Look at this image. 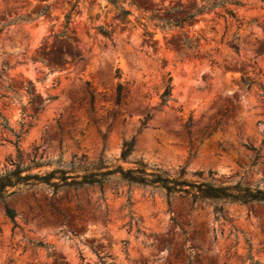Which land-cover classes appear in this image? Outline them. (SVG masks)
I'll return each mask as SVG.
<instances>
[{
  "label": "rangeland",
  "instance_id": "1",
  "mask_svg": "<svg viewBox=\"0 0 264 264\" xmlns=\"http://www.w3.org/2000/svg\"><path fill=\"white\" fill-rule=\"evenodd\" d=\"M75 1L0 0V93L15 96L0 97V113L15 131L30 124L20 157L0 126V172L34 158L50 164L31 173L81 157L142 160L171 175L184 168L189 180L264 188V0H80L65 29ZM209 3L218 5L200 11ZM153 18L183 26L163 30ZM63 30L69 40L56 38ZM30 83L43 110L28 103ZM7 204L20 227L0 202V264H250L249 245L264 264V203L225 202L218 219L211 201L168 203L162 190L113 179L57 193L38 185Z\"/></svg>",
  "mask_w": 264,
  "mask_h": 264
},
{
  "label": "trees",
  "instance_id": "2",
  "mask_svg": "<svg viewBox=\"0 0 264 264\" xmlns=\"http://www.w3.org/2000/svg\"><path fill=\"white\" fill-rule=\"evenodd\" d=\"M80 0H76L70 10L66 14L65 29L68 28L70 24L74 10L77 8ZM112 1V0H111ZM217 3H209L203 6L200 11L214 9L217 7ZM125 16L129 14V11L120 7ZM196 14H191V18ZM163 24H156L160 26L163 30L171 29L173 26L182 27V24H175L168 20L162 18H153ZM100 32L108 37L109 32L103 27H99ZM147 36H152V33L146 32ZM56 38L69 40L66 36V30H63L60 34L56 35ZM64 54L57 57L58 61L65 59ZM7 65V63H6ZM4 67L3 69H5ZM242 82L248 88L251 86V81L248 78H242ZM33 84L30 83L27 88L26 95L29 98V102L34 105L37 110L44 109V99L37 100V95L33 92ZM11 93L17 94V90L13 89L10 85L6 87ZM262 88V97L264 100V86ZM0 97H5L9 99H14L15 96H11L6 93H0ZM92 100L94 96L92 94ZM123 97V84L118 83L116 90V103L119 104ZM172 84L171 82L166 86L165 91L161 95V105H167L170 100H172ZM51 99V97H49ZM23 119L27 117H32L31 114L26 112V106L21 105ZM152 118L151 114L148 113L145 118L141 121L139 130L147 127L148 121ZM21 127L18 131L10 125L8 119L0 113V126L4 129L10 131L13 135V139L9 140L17 149L18 157H20V142L27 132L26 127L30 126L25 121H22ZM191 121L189 120L185 127L190 133ZM264 144V141H263ZM135 145V139L125 141L123 144V149L121 153V159L125 160L128 155L132 152ZM252 149L256 150L257 153L260 149H256L251 146ZM14 168L7 170L5 172H0V202L3 204L5 209V216L12 223L13 230L19 228V224L16 220V212L13 208L9 207L7 200L12 196L21 193L22 191H27L38 185H46L53 189L54 193H57L63 188L73 187L78 189L85 186L98 185L100 189H103L106 183L111 180L116 179L120 182H126L129 185L135 184L142 187H151L153 189H159L164 191L168 203H170L171 196H187L192 199L193 203L198 201H211L214 203V212L218 219H227L224 214L223 203H240V204H254V203H264V188L259 186H251L243 183L241 180L234 184H224V183H214L212 181L206 180H189L186 178V171L184 168L180 169L175 175H171L166 171L158 167H150L147 163L139 160L133 167L124 168L122 165L113 166L107 164L102 158L96 162H86L84 157L78 158L76 161H72L69 169L56 167L47 172H36L31 173L33 168H40L50 163L40 162L35 158L30 161L28 166H22L20 161L12 163ZM251 245L248 247V252L246 259L250 261V264H261L258 260L254 259L251 252ZM191 263V262H190ZM102 264H109L105 261Z\"/></svg>",
  "mask_w": 264,
  "mask_h": 264
}]
</instances>
